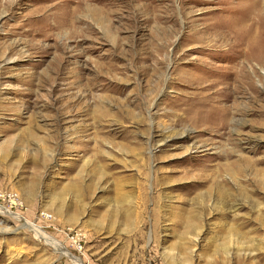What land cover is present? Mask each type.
I'll return each instance as SVG.
<instances>
[{"label":"rangeland","instance_id":"374dc122","mask_svg":"<svg viewBox=\"0 0 264 264\" xmlns=\"http://www.w3.org/2000/svg\"><path fill=\"white\" fill-rule=\"evenodd\" d=\"M0 264H264V0H0Z\"/></svg>","mask_w":264,"mask_h":264},{"label":"bare ground","instance_id":"6f19581e","mask_svg":"<svg viewBox=\"0 0 264 264\" xmlns=\"http://www.w3.org/2000/svg\"><path fill=\"white\" fill-rule=\"evenodd\" d=\"M90 15H93V13L90 14ZM97 15L99 16V14H97ZM98 16H97V20H96V21H99V22H100L101 20H100V18H99ZM33 227H34V226H33ZM34 229H36V227H34ZM230 231H231V230H230ZM219 239H223V240H222V243H220L219 246H220L221 249H224V250H225V249H226V244H228L229 235H224L223 237L220 236ZM229 241H230V240H229ZM77 262H78V261H77Z\"/></svg>","mask_w":264,"mask_h":264}]
</instances>
